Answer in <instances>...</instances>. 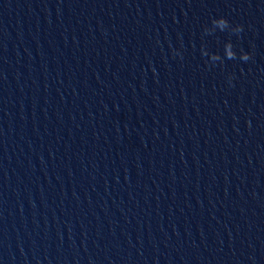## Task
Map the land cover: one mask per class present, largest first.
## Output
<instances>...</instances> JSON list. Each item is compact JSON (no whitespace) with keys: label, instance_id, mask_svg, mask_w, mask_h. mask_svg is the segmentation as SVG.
Here are the masks:
<instances>
[{"label":"clouds","instance_id":"obj_1","mask_svg":"<svg viewBox=\"0 0 264 264\" xmlns=\"http://www.w3.org/2000/svg\"><path fill=\"white\" fill-rule=\"evenodd\" d=\"M213 26L218 27L221 31H224V30L228 29L229 27H231L229 24V21L227 19H225L224 17L213 19L211 21V27H213ZM233 28H234V31H232V32L235 34H239L243 31L242 25H237ZM250 55H251L250 53L243 51V49H240L239 53L236 51L235 54L232 51H229L227 53V59L228 60H235V59H237V56H239L240 60L248 61L250 59Z\"/></svg>","mask_w":264,"mask_h":264}]
</instances>
